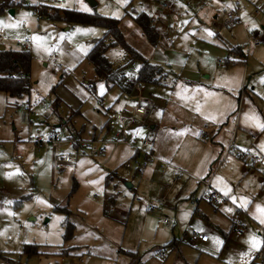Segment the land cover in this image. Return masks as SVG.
<instances>
[{"label":"rangeland","instance_id":"obj_1","mask_svg":"<svg viewBox=\"0 0 264 264\" xmlns=\"http://www.w3.org/2000/svg\"><path fill=\"white\" fill-rule=\"evenodd\" d=\"M24 1L25 5L14 8L13 15H10V10L4 8L3 1L0 0V30L4 32L0 38V47L13 51L26 49L30 54L31 62L28 72L30 94L18 101L19 107L14 108L15 100L7 94L0 93V264H69L71 262L131 264L135 260L136 264H183L182 259L186 264H234L230 257L232 255L227 254L225 247L223 248V240L221 243L214 242L208 246L195 245L189 241L193 230L199 231L205 228L197 219L190 221L194 209V206H191L192 198L197 199L199 205L201 202L209 201L206 200L208 196H202L203 185L195 180L202 178L193 175V168L192 170L188 168L193 167L191 164L198 156H201L204 163V154L206 156L208 154L198 143V140H202L199 139L197 130L199 128L204 134L207 132L206 139L211 136L210 131L218 130L212 122L204 121L192 112L197 105L201 106L203 102L205 103L200 101L203 99V94L197 95L195 91L179 84L181 75L193 80L196 60L191 59L184 67L174 63L170 67L171 73L158 84H139L141 91L138 92L135 87L138 85L136 83L140 62L130 59L123 47H113L106 56L113 67L121 68L122 74L132 84V91L130 94L122 95L117 88L107 91L104 87L101 94L99 85L104 83L95 76L92 66L84 60V56L91 49L92 44L104 36V29L68 23L60 18L62 15L60 11L69 9L82 12L79 9L83 2L91 12L82 13L98 14L118 20V29L123 42L140 57L152 59L151 63L165 69L167 66L158 58L162 56V60H168L164 56L166 51L176 53L184 51L183 54L194 55L192 44L198 45L197 47L201 49L214 50L211 49L213 45L223 46L219 42H222V39H231L233 36L240 45L245 42L242 46L244 53L252 57L251 53L254 49L264 47V41H260L257 47L248 46L246 33L260 30L264 36L263 2L235 0L238 2V4L234 3L235 6L244 14L246 11L247 14L253 12L254 15V7L262 9V13L257 18L262 22L242 25L235 23L231 25L233 33H229L226 12L232 8H229L230 0H219L221 5L213 14L207 9V4L203 6L207 3L204 0H166L171 6V11L163 13L156 21L157 43L160 45L156 46L158 49L155 50V46L148 42L132 16L141 12L151 16L152 12H156L154 8L156 0H93L96 3L95 7L90 6L88 0ZM37 4L51 7L53 12L38 20L37 13L33 10ZM60 4H65L66 7L56 6ZM213 4L215 3L210 5ZM22 22H25V25H22ZM10 24L16 26L6 27ZM77 27L95 31L76 32ZM209 32L212 35H209ZM33 36L42 39L37 42L32 39ZM24 40L28 42L26 47L21 45ZM161 46L166 50L161 49ZM154 52L155 58H152ZM179 53L173 56L176 62L181 59ZM256 55H259V51ZM216 64L220 63L216 60ZM261 68L263 72L264 67ZM259 86L264 87V80L260 81ZM254 90L255 94L258 92L264 99V92L261 89ZM240 95L242 96V92ZM134 98H138L139 104L147 107V112L143 120H137V124L125 129H128L126 132L129 135L132 128L133 137H129L128 141L131 143L136 138L132 144L140 149L141 141L148 137L153 143L155 142L149 147V151L154 145L155 150L173 154L171 161L173 166L160 161L159 167L163 162L165 168L166 166L181 168L177 169L182 172L177 171L174 176L175 182L179 181L178 184L181 183L180 176L183 173L194 177L193 184L190 185L191 191L188 194L181 193L179 200L174 197L175 193L167 197L163 193L155 192L151 186H142L145 182H141V175L135 176V167L127 164L115 166L114 169L116 168L115 171H119V174L104 183V177L92 174L94 171V167L91 168L92 162L98 161L93 159L92 155L95 154L91 153L92 149L83 147L89 155L83 157L74 150L81 147L80 141H96L95 136L93 138L92 136L99 135L100 129L104 127V114L107 109L112 108L119 110L116 112H122L136 104L133 102ZM44 106L46 109L43 108ZM28 117L30 123L27 121ZM54 119L56 121L69 119L67 128L60 132L63 142L56 147L48 142L49 134L55 126L52 122ZM206 122L210 130L208 128L205 131L203 126ZM250 122L252 121H244L243 124L247 125ZM29 125H31V133H28ZM149 126L158 127L150 130ZM137 130H140L139 134ZM261 130V133L264 132V129ZM69 131L77 132L78 137L73 136V138L76 140L79 138V143L69 142L68 137H71ZM156 132L159 133L158 139L155 136ZM248 133L259 134L255 130H249ZM248 133H243L240 139L243 146H237L236 142V147L239 149L248 147ZM37 137H40L42 142L37 145L29 142L28 138ZM230 138L229 135L224 137L225 147ZM118 139L121 143L130 145L122 137ZM261 145L264 147V138L261 140ZM252 151L261 158V163L251 171L245 170L239 158H236L232 152L228 153L223 161L210 160L205 166L209 165L207 177L211 178L218 164L225 167L226 163H230V158H234V164L230 163L231 166L228 168L230 171L228 178L237 184L234 189L230 188L228 191V202H239L242 205L247 217L242 219V216H239L240 219L234 220L246 227L244 232L248 229V232L260 241L258 250L249 248L253 253L251 259H254L250 264H264V260L253 257L257 252L264 257V224L260 222L261 213L258 211V206L264 208V196L254 195L249 198L244 192V190L251 191L254 183L262 184L264 176V166L261 165H264V150L256 144ZM18 156L20 159L17 160ZM89 159L91 162H88ZM165 168L160 167L162 172ZM246 174H256L260 182L255 178L247 182L241 178ZM126 183L132 184L133 188L129 189ZM109 194L114 195L117 204L128 209L125 222L114 221L109 214L104 213V210L110 206L104 195L109 197L107 196ZM162 199L163 202L160 203ZM222 200L217 196V203L209 204L214 208L219 202L221 205ZM184 203L188 205H183ZM220 205L217 207L218 210H221ZM183 206L190 209L189 214L177 215V211ZM57 207L65 210H58ZM58 217L62 219H57ZM164 218L168 219V223L161 228L159 222ZM243 220L246 221L242 222ZM65 222L72 225V234L67 240L63 238ZM173 240L180 244L178 250L166 248V245ZM161 253L164 255L162 256ZM179 255L182 259H175V256Z\"/></svg>","mask_w":264,"mask_h":264},{"label":"crops","instance_id":"obj_2","mask_svg":"<svg viewBox=\"0 0 264 264\" xmlns=\"http://www.w3.org/2000/svg\"><path fill=\"white\" fill-rule=\"evenodd\" d=\"M230 1H231V7L232 5H234V3L238 4V2L235 0H230ZM158 2L167 3V4L169 3L166 0L165 1L156 0V3L154 4V8L156 12H152L153 14L151 16L145 12H142L148 15V17L150 18L151 24L153 28H155V30L158 29L157 28L158 24H156V21L159 18H161L163 13H165V12H162L161 9L158 7L157 5ZM206 2L207 3L203 4V6L207 4L208 6L206 7L210 11L211 14L217 12L215 9H218L221 5V1L219 0L218 1L207 0ZM212 3H215V4L211 6L210 4ZM168 5L170 6V4ZM253 9H258V8L254 7ZM262 9L264 10V6L262 7ZM262 9H260L261 13H262ZM60 13L62 12L60 11ZM251 13H252V16H251ZM251 13L247 14V12L245 11V14H244L243 11L241 10V13H240V19H241L240 24L241 25L243 23L248 24V23L254 22V23L260 24L262 22V20L258 21L259 19H257L260 15L254 16L255 12H254V15H253V12ZM60 18L64 20V15H61ZM132 18L134 19V16H132ZM226 25L230 29L229 33H233L231 30L232 26L229 24H226ZM255 34H258V38H257L258 43L257 44L248 43V46L251 45V47L252 46L257 47L260 44V41L262 40L264 41V36L262 35L260 30H257ZM217 36H220V35H217ZM221 41L222 42H219V43L223 44V46L213 45L211 49H214V50H208L207 48L201 49L200 47H197L198 45L192 44L191 46L192 48H194V55L192 53L189 55H186V54H183L184 51H180L181 53L179 52L178 53L180 56L179 58L181 59L180 61H177V62L173 58V56L175 57L176 55H178V53H176L175 51L173 52L166 51L167 55L165 54L164 56H166L168 60H164V59L162 60V56L158 58L162 61V63H164L167 66V68L164 67L165 68L164 71L165 73H167V75L171 73L170 67H172L174 63H177L178 66L184 67V65L188 64L191 59H193V61L196 60V69L194 68L195 74H193L194 76L193 80H190V79L188 80L181 75V79H179L180 80L179 84L186 87L187 89H190L191 91L192 90L195 91L196 92L195 94L197 95H199L200 93L203 94V99H201L200 101H205V103L203 102L201 106H199V111L196 110L197 108H195L194 110L191 108L192 112L195 116L199 117L200 119H203L204 121L208 120L212 122L215 127H218V130L215 131L216 133L214 131H210L211 136L208 139H206L207 132L204 134L202 130H200L199 128L197 130L200 135L199 139L202 140V141L198 140V143L201 149L208 154L207 156L204 154L205 156L204 163H203V160L201 159V156H198L197 158H194V163L191 164V166L193 167L191 168L188 167V168L191 170L193 168L192 170L194 171L193 175H196L197 177L202 178V180L207 179L208 178L207 176L209 175V173H207V168L209 165H207V167L205 165L208 164L210 160H212L213 162H216L217 160H220V162L223 161L225 158H227L226 152L228 150L230 151L229 153L231 152L234 153L236 155V158L238 157V154L241 152L250 151L251 153H253L252 149L254 148V146H256V144L258 145L260 149L264 150V147L262 145L260 146L261 140L262 138H264V132L262 133L260 132L262 131L261 130L262 128L256 127V124L253 121L247 125L243 124L244 121H249L247 119V117L249 116H255L258 118L259 123H264V99L260 96L258 92H256L257 94L253 92L255 91L254 90L255 88L261 89V91L264 92V87L262 88L259 86L260 81L264 80L263 78L264 75L262 76L264 70L263 72L260 70L262 69L261 67H264V64H263L264 50L262 49L264 47H258L254 49V51L251 53L252 57H249L248 53H244V50H243L244 48H242L245 42L241 43L240 45V43H238V41L235 40V36H233L231 39L230 38L226 40L222 39ZM158 45L160 44L157 43V46ZM160 48L164 49V47L162 46ZM196 48H198V50H195ZM157 49L158 47L155 46V50ZM164 50H166V48ZM258 51H259V55H256ZM153 54L154 55L152 56V58H155V52ZM146 60L153 62L152 59L151 60L146 59ZM216 60L218 62H220V60H223L225 62L221 63L220 65L219 64L217 65ZM140 66H141V63H140ZM261 72L262 74L260 75ZM235 81H238V86H236ZM90 88L92 89V87ZM113 88H116V87H113ZM241 92H242L243 97L240 95ZM133 102L140 103L138 98H134ZM14 108L16 107L14 106ZM113 111H119V110L109 108L105 111L104 127L100 129L99 135L92 136V138L95 136L94 138L96 139L94 140L96 141H93V142L94 143L96 142V143L93 144L94 147L92 148L91 153L95 154V155H92L93 159L98 160V161L95 160L94 162H92L91 168L94 167V171L92 174H99L101 178L104 177L105 178L103 179L104 183L108 182V180H111L113 177L119 174V171H115L116 168L114 169V167L115 166L118 167L122 164H127L129 166L135 167L134 168L135 176L139 175L137 173V167L134 163L135 162L141 163L143 161V157L141 156L140 152L138 151L137 148L134 147V144H132L135 142L136 138H134L131 143L130 141H128L129 137H133L132 136L133 133H131L132 128L130 129L131 134L129 133V135H127V132H126L128 129L125 131V137L127 138L124 140L128 141V144L131 145L134 151L130 147V145L128 146L127 144L121 143L118 137H116V134L119 132L118 127H113L112 129L108 127L107 122H106L107 120L106 117L109 112H113ZM205 117H214V119H205ZM144 118L145 117H143L142 119L140 118L136 119L135 121L136 123L134 124L138 123L137 120H143ZM27 121L28 123H30L29 117ZM68 121L69 119H67V121H62V120L56 121L55 119L52 120V122L55 124V126H53V129L58 130L59 133L62 132L64 128H67ZM30 126L31 125H29L28 127V133H31L29 132ZM158 126L156 127L149 126V128L150 130H153L157 128ZM138 128L140 129V127ZM208 128L209 127L207 126V122H206V124L203 126V129L206 131L208 130ZM249 130L251 131L255 130L259 134L250 135V133H248ZM75 132L76 131H71V132L69 131L70 133L69 135H71V137L73 136L78 137L77 132L76 133ZM243 133L249 134L247 138L248 147L245 149H239L238 147H236V142H237V146L239 147L243 146L240 140L241 137L244 135ZM158 134L159 133L156 132L155 136H157L156 137L157 139L159 138ZM228 135L231 136V138L227 144V147H225L223 145L224 144L223 140H224V137ZM252 136H255L254 141H251ZM28 139L30 142V139L32 138H28ZM33 140H36V139H33ZM207 141H210V142L207 143ZM41 142H42V139H41ZM84 142H88V141H84ZM54 146L56 147L58 145H54ZM153 146L150 151L149 149H147V151L153 155L154 160L151 163L147 164L145 166V169H143V172L141 174V177H142L141 182L143 181L145 183L142 184V186L143 185L144 187L151 186L152 189L155 190V192L160 193V194L163 193L167 197L170 196L172 193H175L174 197H176V199L180 198L179 196L181 193L186 192V194H188L191 191L190 185L193 184L194 177L185 175L183 173L180 176V178L182 179L180 181L181 182L180 184H178L179 181H177L176 183H174V185H170V183L173 184L171 180L176 175L177 171H180V172L182 171L178 170L177 168L179 167L177 166L175 168L166 166V168L164 169L165 171L162 172L159 167V162L164 161L168 163L169 165H172L171 161L173 158V154L169 155V154L164 153L161 150L160 151L158 149L155 150ZM74 147L75 146H73V148ZM223 147H225V149ZM249 147H252V149H250ZM74 150L78 151L77 153H80L82 157L89 156L83 150L82 147H79L78 149L74 148ZM243 150H247V151H243ZM136 152H139V153L136 154ZM224 155L225 157L223 158ZM233 160L234 158H230V163L234 164ZM88 162H91L90 159L88 160ZM230 163L229 162L226 163L225 167L224 166L222 167L220 164H218V166L214 170L213 176L211 178H208L211 181L210 182L211 191L215 194V196L217 195L218 197L222 198L223 203L220 205V202H219L218 205L215 206L214 208L210 206L209 201L208 202L204 201L203 203L201 202L200 205L199 203L197 205H193L191 203V206H194V209L190 215V221L192 222L193 219H197L205 227L199 231L193 230L192 234L200 233V234L206 235L207 241L206 242H200V241L191 242L190 239L189 241L190 243L195 244V245H200V246L207 245L208 246L209 244H212L216 242L217 240H219L220 243H221V240H223L224 242L223 248L225 247V252L227 254L232 255L230 257L234 261V264H250L251 261L252 262L254 261V259L253 260L251 259L253 253H251L249 250V248L251 247L250 237H253V235H251V233L248 232V229L247 231L244 232V230L246 229V227L244 226L243 227L245 229H243V232L242 234H240V236H235L230 232L233 227L232 226L233 223L237 222L236 220H234L235 218L240 219L238 217L242 216V219H245V216L247 217L246 213L243 212L242 205H240L239 202L231 201L230 203L228 202L229 196L228 195L224 196L223 189H225V186H226L227 191H229L230 188L234 189L235 185L237 184L233 182L232 180H229L228 178V174L230 172L228 168L229 166H231ZM258 164H256V166ZM261 165L264 166L263 164ZM102 167L106 168V170L103 169ZM247 171H251V170H247ZM183 172H186V171H183ZM88 174H90V176L92 175L91 173H88ZM241 178L244 180H247V182L249 180L253 181V179L255 178L256 180H258V182H260V179L256 174H253V175L246 174L244 176L242 175ZM263 178H262V184L254 183L252 185L251 191L244 190L245 194L248 195L249 198L252 196L254 197V195H260L262 197L264 196V183H263L264 179ZM195 180L197 181L199 179H195ZM126 186L129 187V189L133 188L132 184L128 185L126 183ZM105 187L104 189L107 190L106 189L107 187L106 188ZM107 196L109 197H105L104 195V199L108 200V198L113 197L114 195L109 194ZM113 199L115 198L113 197ZM183 205H188V204L184 203ZM219 205H220L221 210L217 209ZM189 210H190L189 208L183 206L180 208L179 211H177V215H183V214L188 215ZM126 212H128V209L126 208L124 209L120 204H117V200H116L115 205L111 208L108 214L111 219H114V221L123 220L125 222V220H127V217H128V214ZM224 218L226 220H224ZM248 219L250 220L249 217ZM245 221L246 220H243L242 222H245ZM229 223L231 226L229 225ZM163 225L164 224H162V226ZM228 225L230 229H228L229 228ZM178 236L179 235H177V237ZM258 253L259 252L255 253V255L253 256L257 260H259L256 257ZM179 258L182 259L180 255L175 256V259H179ZM261 260H264V257ZM182 261H183V264H186L184 259H182ZM69 264H73V263L71 262Z\"/></svg>","mask_w":264,"mask_h":264},{"label":"trees","instance_id":"obj_3","mask_svg":"<svg viewBox=\"0 0 264 264\" xmlns=\"http://www.w3.org/2000/svg\"><path fill=\"white\" fill-rule=\"evenodd\" d=\"M2 1V6L9 10L25 5L24 0ZM62 15H64V20L68 23L78 26H97L104 29V36L97 39L92 44L93 46L84 56V60L93 67L95 76H98L104 82L107 90L116 87L121 91L122 95L130 94L132 91V84L127 81L126 76L122 74L121 68L113 67L112 63L107 59L106 53L111 48L117 46L123 47L124 52L126 55L130 56V59H136L141 63L136 84H158L161 79L167 76V73H165L160 65L143 59V57H140L129 45L123 42L122 35L118 29V20L113 18L109 19L98 14L82 13L69 9L64 10ZM134 21L143 32L148 42L153 46H157V33L148 15L142 12L136 14L134 16ZM30 64V54L26 49L13 51L0 47V93L7 94L10 98L14 99L15 102L13 106L16 108L20 105L18 101L30 94V79L28 78ZM137 153L139 152H136V154ZM107 202L110 206L105 209L106 211L104 210L106 215H108L111 208L115 205V199L110 197ZM56 209L65 210L59 207ZM65 228V235L63 238L67 240L72 234L71 223L65 222ZM179 246L180 244L173 240L166 245V248L168 250H178ZM132 264H136V260Z\"/></svg>","mask_w":264,"mask_h":264},{"label":"built area","instance_id":"obj_4","mask_svg":"<svg viewBox=\"0 0 264 264\" xmlns=\"http://www.w3.org/2000/svg\"><path fill=\"white\" fill-rule=\"evenodd\" d=\"M207 1V0H205ZM263 2V6H264V0H262ZM158 7L161 9L162 12L168 13L171 10V7L166 4V3H162V2H158L157 3ZM44 8V9H43ZM33 10L35 13H37L38 16V20L41 18H45L47 15H49L50 13H52V9L51 7L47 8L46 6L42 5V4H37L35 5V7H33ZM255 10V15H259L261 13L260 9H254ZM240 13L241 10H239L238 7L234 5H232L231 10L226 12V22L229 25H234L235 23H241V19H240ZM22 25H25V22H22ZM4 32H2L0 30V38L3 36ZM247 36V41L250 44H257L258 43V34H255L254 32H247L246 33ZM21 45L26 47L28 45L27 40H24L21 42ZM225 61L220 60V64L224 63ZM219 64V65H220ZM135 89L137 91L140 92V87L139 85H136ZM45 108V106L43 107ZM46 109V108H45ZM147 111V107L144 105H141L139 103H136L135 105H133L132 107H129L128 109L122 111V112H109L107 114V124L109 128H113V127H118L119 132L116 134V137H122L123 139H126L125 137V129L128 128L129 126H131L132 124L135 123V119H142L145 115ZM29 132H31V127L29 128ZM49 143L54 144V145H59L63 142L62 138L60 137V133L58 130L52 129L51 133L49 134ZM73 137H69V141L70 142H78L79 143V139H77ZM255 140V136L251 137V141ZM30 142L33 144H39L41 142V139L39 137L36 138V140L30 139ZM77 143V144H78ZM153 144V140L149 139L148 137L144 138L141 141V146L140 149H138V151L140 152L141 156L143 157V161L141 163H137L135 162L134 164L137 167V173L139 175L142 174L143 169L145 168L147 163H150L151 161H153V155L150 154L147 149H149V147ZM80 145L81 147H86L87 149H92L93 148V142L88 141V142H81L80 141ZM230 151L228 150L226 152V155L229 153ZM225 157V155L223 156V158ZM238 158L241 162V165H243V168L245 170H253V168L256 166V164L261 162V158L257 155H255L254 153H251L250 151L247 152H241L238 154ZM17 160L20 159V157L18 156L16 158ZM13 160V159H12ZM66 161V159H65ZM160 167L165 168V164L163 162L160 163ZM264 179V178H263ZM175 177L173 178L172 182H175ZM200 182V185H203L202 188V196H208L209 202H211L212 204H216L217 203V197L215 196V194L211 191V187H210V181L209 179H200L198 180ZM264 183V181H263ZM163 202V199L160 203ZM193 205H197L198 201L195 198H192V202ZM168 222L167 218L162 219L161 222H159V227L162 226V224H165ZM232 229H231V233L235 236H240V234H242L244 227L242 225H240L238 222H234L232 225ZM187 228V227H186ZM190 241H200V242H206L207 241V236L200 234V233H193L191 235ZM162 254V253H161ZM256 257L261 260L262 254L258 253L256 255Z\"/></svg>","mask_w":264,"mask_h":264},{"label":"snow or ice","instance_id":"obj_5","mask_svg":"<svg viewBox=\"0 0 264 264\" xmlns=\"http://www.w3.org/2000/svg\"><path fill=\"white\" fill-rule=\"evenodd\" d=\"M56 6L57 7H61V8L66 7L65 4H60V5H56ZM229 7H231V5H229ZM79 11H82V12H91V9L86 4H84L83 2H81V7H80ZM15 26H16L15 24L6 25V27H15ZM253 27H255V25H253ZM75 31L76 32H82V31L94 32L95 30L94 29H81V28L77 27L75 29ZM209 35H212V33L209 32ZM61 38L63 39V35L61 36ZM32 39L34 41L39 42L42 38L39 37V36H33ZM48 51H51V49H48ZM235 84H236V86H238V81H235ZM99 87H100V90H101V94H103V90H104V87L105 86L103 84H101V85H99ZM196 110L199 111V105H197V109ZM205 119H214V117H205ZM247 119L250 120V121H253L256 124V127L264 129V123H259L257 117H255V116H249V117H247ZM139 132H140V130H137V133L138 134H139ZM81 163H83V162H81ZM217 179H219V178H217ZM223 191H224V195H228V191L226 189V186H225V189H223ZM41 202L43 203V201H41ZM258 211L261 213V221L260 222L262 224H264V208H260L258 206ZM57 219H62V218H59L58 217ZM81 239H82V237H81ZM216 242L217 243H220L219 240H217ZM250 244H251V249H257L258 250L259 247H260V241L257 240L255 237H250Z\"/></svg>","mask_w":264,"mask_h":264},{"label":"water","instance_id":"obj_6","mask_svg":"<svg viewBox=\"0 0 264 264\" xmlns=\"http://www.w3.org/2000/svg\"><path fill=\"white\" fill-rule=\"evenodd\" d=\"M88 3L90 4V6L95 7V4H96V3H94L93 0H88ZM9 14H10V15H13V10H10V11H9Z\"/></svg>","mask_w":264,"mask_h":264}]
</instances>
